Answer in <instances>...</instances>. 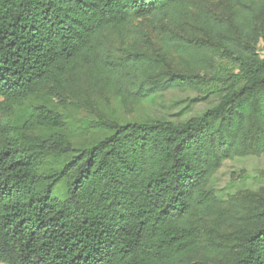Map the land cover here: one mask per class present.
I'll return each mask as SVG.
<instances>
[{
	"label": "trees",
	"instance_id": "trees-1",
	"mask_svg": "<svg viewBox=\"0 0 264 264\" xmlns=\"http://www.w3.org/2000/svg\"><path fill=\"white\" fill-rule=\"evenodd\" d=\"M260 43L264 0H0V263L264 264V187L227 203L208 188L225 160L264 154ZM79 76L209 106L96 120L73 145L49 101Z\"/></svg>",
	"mask_w": 264,
	"mask_h": 264
},
{
	"label": "rangeland",
	"instance_id": "rangeland-1",
	"mask_svg": "<svg viewBox=\"0 0 264 264\" xmlns=\"http://www.w3.org/2000/svg\"><path fill=\"white\" fill-rule=\"evenodd\" d=\"M134 24L154 32L155 24L152 18L139 19ZM106 40L107 46L111 50L109 52L118 56L123 52V48L131 43L132 37L124 41V46L123 41L119 38ZM258 49L259 53L263 55L261 43ZM77 80V85H74L73 90L61 92L64 96L62 102H59L58 99L49 101L67 120V128L64 132L73 145H81L92 138L91 128L96 120L118 119L123 122L164 119L182 122L192 115L199 114L209 106V103L190 101L195 93L180 89L166 91L148 100L129 99L124 101L99 85L83 81L80 76L77 77ZM46 97L48 96L43 92L28 102L42 101ZM263 172L264 154L236 156L223 162L222 166L210 178L208 188L216 194L222 203H227L229 197L237 192L258 190L264 187Z\"/></svg>",
	"mask_w": 264,
	"mask_h": 264
}]
</instances>
